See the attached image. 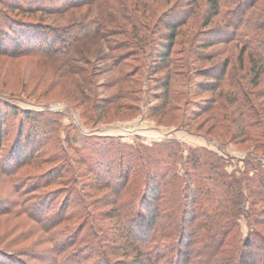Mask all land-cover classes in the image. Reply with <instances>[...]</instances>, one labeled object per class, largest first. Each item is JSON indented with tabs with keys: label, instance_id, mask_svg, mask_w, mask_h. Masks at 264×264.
<instances>
[{
	"label": "rangeland",
	"instance_id": "1",
	"mask_svg": "<svg viewBox=\"0 0 264 264\" xmlns=\"http://www.w3.org/2000/svg\"><path fill=\"white\" fill-rule=\"evenodd\" d=\"M189 2L98 0L89 7L77 10V15L73 11L69 15H50L59 17L61 25L74 23V32L79 37L85 32L75 28L85 23H77L95 19L98 15L114 18L126 28L127 17L136 18L154 30L159 26L158 34L149 35L153 50L150 57L146 54L147 49L144 50L146 53L128 51L124 47L111 51L109 45H120L124 38L114 35L115 32L110 33L113 28L109 27L105 32L101 31L102 40L85 39L74 43L76 54L67 58V64L64 63L66 60L53 56L9 58L0 55V120L3 124L0 203L12 207L24 200L22 206L27 213L21 214L14 207L13 216L0 214V261L5 258L6 251L15 256L16 251L23 250L27 251L26 254L35 255V259H26L25 264H56L57 256L61 260L62 256L72 251L77 256L74 264H87L97 260V250L101 249L102 243L106 250L119 252L122 217L117 207L120 204L118 199L124 200V203H136L132 192L142 187L144 169L139 163L147 160L146 156H150L148 168L161 169L165 173V167L174 163L175 159L179 162L180 156L184 157L189 148H204L214 158H220L226 175L235 178L243 173L245 159L252 151L262 154L258 155V159H262L264 166V131L261 138L263 149L258 150L259 147H252L246 138L233 135L235 128L231 123L222 122L214 126L212 121L217 115L231 112L236 102L244 99L249 91L263 92L264 82L253 87L248 76L239 77L245 72L237 71L232 85L222 89L220 97L218 90L209 91L215 88L211 83L214 78L198 73L176 71L168 91L158 83L160 73H155L157 61L153 60L158 58V50L162 48L160 40H168V33L163 28L165 22L177 24L187 11L195 14L206 9V0L193 1V8L188 5ZM86 10H90L93 17L84 16ZM199 21L201 24L202 21ZM218 25H223L219 17L208 28ZM184 31L185 27L177 31V43L184 41L180 35ZM188 31L192 33V30ZM198 32L206 36L203 29ZM55 46L62 47L61 44ZM182 46H175L171 57L179 58ZM205 52H213L216 59L211 63L196 62L195 69L228 60V73L237 70L235 60L239 47L235 44L216 45ZM111 55L120 56L118 59L126 64L123 74H132L133 77L128 80H133L134 85L117 83L111 71ZM123 57L126 60H122ZM244 61L246 65L247 59L244 58ZM238 83L246 86L244 91L237 88ZM121 88L124 97L118 92ZM220 107L224 110L222 113ZM27 114L31 117L30 123L26 122ZM25 132L29 138L26 145L20 144L21 135ZM256 144L260 145L259 142ZM170 146L176 147L175 159L166 158ZM100 158L107 163L104 168L97 163ZM169 166V175L175 172L181 182L192 185L202 183L199 171L189 168L188 176H184L180 163ZM43 179L46 181L43 182ZM171 179L168 177L166 180L170 182ZM124 185L122 191H116L121 197L113 195L116 188ZM220 188L223 189V186ZM39 204L43 205L40 211L37 210ZM257 207L260 208V205ZM57 213L67 219L55 228L56 235L45 234L42 231L44 218ZM30 216H36L41 223L32 221ZM236 224L238 236H244L250 230L244 216H240ZM76 228L83 229L78 238L90 249L81 250L83 247L74 244L61 255L59 251L53 252L57 244L63 246L66 237L73 240L70 230ZM98 235L103 239L105 237L106 242L96 244L92 238ZM48 236L51 241H46ZM115 259L117 257L113 256L112 260ZM15 261L16 264H23L22 258Z\"/></svg>",
	"mask_w": 264,
	"mask_h": 264
},
{
	"label": "trees",
	"instance_id": "2",
	"mask_svg": "<svg viewBox=\"0 0 264 264\" xmlns=\"http://www.w3.org/2000/svg\"><path fill=\"white\" fill-rule=\"evenodd\" d=\"M97 1L0 0L2 5V9L0 8V55L9 58L28 55L53 56L59 60H66L64 63L67 64V58L71 54H76L74 43L85 39L102 40L104 38L101 31L105 32L113 28L110 33L115 32L114 35H121L124 41H121L120 45H109L111 51L124 47L128 51L146 53L144 50L147 49L146 54L150 57L153 50H151L152 39L149 35L150 33L158 34L159 26L154 30L136 18L127 17L128 28H126L123 23L114 18L109 19L98 15L95 19L77 23H85L75 28L85 32L79 37L74 32L73 26H76L74 23L61 25L59 17H50L52 14L69 15L70 11L77 15L79 13L77 10L89 7ZM189 1L188 5L193 8L195 0ZM83 13H85L84 16L93 17L90 10ZM70 16L73 17V15ZM217 17L223 25L208 28ZM46 19L49 22H46ZM199 20L202 21L201 24L198 23ZM182 27H185V31L180 35L184 41L177 43L175 40L177 31ZM163 28L168 33L166 36L168 40H160L159 46L162 48L158 50V58L153 61H157L155 73H160L157 80L165 91H168L171 84L173 85L176 71L198 73L206 78H214L211 83L215 85V88L209 91L218 90V97L223 95L222 89L232 85L237 71L245 72V75H239V77L248 76L249 83L253 87L260 86L264 82V0H206V9L203 12L193 14V11H187L179 23L165 22ZM199 29H203L206 36H201ZM188 30H192V33ZM56 44H61L62 47L57 48ZM230 44L239 47L235 60L238 65L236 71L228 73V60H224L222 64L195 69L196 62L211 63L213 59H216L213 52H205L206 50L216 45ZM177 45L183 46L179 50L181 56L176 59L171 57V52ZM119 57L110 56L113 76L121 85L122 83H127L128 86L134 85L133 80H128L133 77L132 74H123V67L126 64L120 61ZM244 58L247 59L246 65ZM121 59L126 60L125 57ZM80 83L82 85L83 81ZM237 88L244 91L246 86L238 83ZM121 90L122 88L118 92L124 97ZM261 98H264V91L253 93L249 91L244 99L236 102L231 112L226 111L222 114L223 116L217 115L212 120L213 125L216 126L222 122L231 123L235 128L232 131L233 135L246 138L252 143V147H259L258 150H262L264 100L256 102ZM222 110L223 108L220 107V112ZM26 122H32L29 114H27ZM2 125L0 120V141ZM21 136L20 144L26 145L29 140L27 133ZM253 142H259L260 145ZM174 148L176 149L175 146H170L166 158L175 159ZM258 155L262 154H257L255 151L248 153L243 173L235 178L226 175L220 158H214V155L204 148H189L184 157L180 156L179 162L175 159L174 163L169 165L176 166L180 163L184 176H188L189 168L192 171H199L202 183L198 185L181 182L175 172L169 175L171 171L169 165L165 167L166 173L161 169L156 171L148 168L150 156H146L147 160H141L139 163V166L144 169L142 187L139 191L132 192L136 196V203L131 201L124 203V200L118 199L120 204L117 207L122 217L120 251L106 250L102 243L101 249L97 250L96 255L99 256L97 260L87 264H264V166L262 159H258ZM97 163L102 167L107 164L101 158ZM95 174L98 176L99 172ZM168 177H172L170 182L166 180ZM44 181L46 179H43ZM124 184L126 185V182ZM125 185L116 189L113 186V190L115 189L113 195L121 197V194L116 191H122ZM219 186H223V189H219ZM215 198L219 201H214ZM23 202L25 201L20 200L12 207L9 204L2 206L1 202L0 214L13 216L14 207H17L16 211H20L21 214L26 213V208L22 206ZM257 205H260V208ZM42 209L43 205L39 204L37 210ZM240 216H244L250 225V230L244 236L237 234L236 223ZM30 217L32 221L41 223L38 217V219L35 218L36 216ZM66 219V216L58 213L46 216L42 231L45 234L50 233V236L56 235L55 228ZM76 229L70 230L73 240H70L69 236L66 237L63 240V246L57 244V249L53 252L59 251L58 254L61 255L60 253H66L74 244L83 247L81 250L90 249L88 244L84 245L82 239L78 238L81 237L79 234L83 229L77 231ZM50 236L46 241H51ZM92 240L96 244L106 242L105 237L103 239L100 235L93 236ZM5 253V258L0 261V264H16L15 260L18 258H22L25 262L21 263L25 264L26 259H35L34 254H26L27 251L23 250L13 252L17 255L16 257L7 251ZM67 253L61 260L57 256L56 264H74L77 258L75 252ZM113 256L117 259L112 260Z\"/></svg>",
	"mask_w": 264,
	"mask_h": 264
}]
</instances>
